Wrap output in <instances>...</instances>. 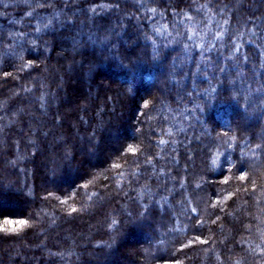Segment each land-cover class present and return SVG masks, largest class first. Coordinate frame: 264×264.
I'll list each match as a JSON object with an SVG mask.
<instances>
[{"label": "trees", "instance_id": "1", "mask_svg": "<svg viewBox=\"0 0 264 264\" xmlns=\"http://www.w3.org/2000/svg\"><path fill=\"white\" fill-rule=\"evenodd\" d=\"M241 1L77 0L21 60L9 34L60 5L0 0V224L28 220L0 264H264V0ZM209 21L242 46L223 73L153 59L154 27Z\"/></svg>", "mask_w": 264, "mask_h": 264}, {"label": "snow or ice", "instance_id": "2", "mask_svg": "<svg viewBox=\"0 0 264 264\" xmlns=\"http://www.w3.org/2000/svg\"><path fill=\"white\" fill-rule=\"evenodd\" d=\"M41 6L47 5L50 8H55V5L59 3L60 10H53L50 13L46 14V16L37 19L35 24L29 25V31L25 32L23 30L17 31L15 34H9L11 39L9 43L13 45V49L11 52L7 53L9 56H16V49H20L19 58L23 59V51L25 45H30L28 51L39 55L40 51L47 52L49 50L48 42L43 39L45 35H54L59 29H67L72 25V21L67 17V12L70 11L68 6L70 4H76L77 0H38ZM93 13H96V8L93 7L91 9ZM28 17L33 16L32 11H27L25 13ZM62 15L65 17L61 19ZM190 20L191 18L188 17ZM226 23V22H225ZM187 31L184 34L177 33L176 37L169 39L172 34L167 31L166 26L163 27H154L153 33L155 36L160 37L163 41L162 44H157L155 39L151 37H147L146 39L150 40L153 48V59H159L163 53V51L172 48L173 46L178 47L183 54V57L186 61L191 62L195 65L196 71L192 73L193 76H196L201 73H208L212 76L215 75L216 72L223 73L224 68L219 67L218 64L221 60H230L233 56H236L241 50V44L236 42V39H232V48L229 50V54L227 57L224 56V39H225V31L217 30L212 31L210 27L205 30L203 33L194 30V28L185 26ZM39 42V44L37 43ZM82 39L76 35L71 37V46L73 49H78L79 45L82 43ZM5 41L3 37H0V47H3ZM173 59H177V57H173ZM246 59V58H245ZM25 67H31V65H25ZM23 70V69H21ZM207 79V77L205 78ZM25 91H30V89H24ZM216 89L207 90L206 94L214 93ZM257 91H261V89H257ZM39 103L41 108L46 107V96L42 92L39 97ZM169 134H171L169 132ZM166 141L160 140L159 144L163 145ZM225 143H228L225 141ZM228 147L231 148V144H228ZM129 151L134 152V149H129ZM220 153H217L219 155ZM243 155V153H242ZM227 160V157L225 158ZM232 163L231 161H228ZM217 163L216 157H212V164L215 165ZM114 167H119V165H114ZM243 170V169H241ZM245 175H240L239 179L243 181L245 179ZM72 211L75 212L76 208H72ZM195 211V209H193ZM219 219V217H217ZM215 223V221H213ZM115 224V221H113ZM28 225V220L26 219H4L2 224H0V232L5 233H18L24 227ZM199 240V237H197ZM200 243H206V241L200 240Z\"/></svg>", "mask_w": 264, "mask_h": 264}, {"label": "rangeland", "instance_id": "3", "mask_svg": "<svg viewBox=\"0 0 264 264\" xmlns=\"http://www.w3.org/2000/svg\"><path fill=\"white\" fill-rule=\"evenodd\" d=\"M260 1V0H259ZM242 1L241 0H237V3H236V5L238 4H240Z\"/></svg>", "mask_w": 264, "mask_h": 264}]
</instances>
